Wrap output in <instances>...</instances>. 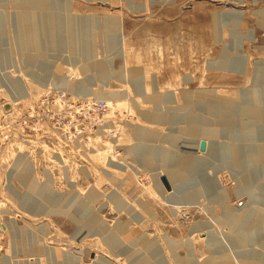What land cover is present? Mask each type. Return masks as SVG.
<instances>
[{"label":"rangeland","instance_id":"obj_1","mask_svg":"<svg viewBox=\"0 0 264 264\" xmlns=\"http://www.w3.org/2000/svg\"><path fill=\"white\" fill-rule=\"evenodd\" d=\"M53 1L0 0V78L22 77L28 92L17 99L0 83V264H243L238 250L264 264V235L242 249L227 240L231 210L259 209L264 225V174L247 178L264 170V138L236 136L246 122L264 124L242 113L254 101L241 100V91L264 95V0ZM76 27L85 34L78 40ZM88 77L86 96L56 85ZM222 102L232 104L229 127L208 109ZM207 139L228 144L229 154L200 151ZM25 160L33 169H20ZM198 162L183 195L198 193L180 201L182 181L171 172ZM206 174L221 193L208 191ZM210 232L220 246L209 247Z\"/></svg>","mask_w":264,"mask_h":264},{"label":"bare ground","instance_id":"obj_2","mask_svg":"<svg viewBox=\"0 0 264 264\" xmlns=\"http://www.w3.org/2000/svg\"><path fill=\"white\" fill-rule=\"evenodd\" d=\"M48 2H51L53 4L54 1L53 0H27L26 1L25 0L24 3L25 4H28V3H30V4H32V3L40 4V3H48ZM113 21H114L113 19L109 20L107 22V26L111 27L113 25ZM55 22H56V25L60 26L59 24L62 23L61 22V17L60 16L57 17L55 19ZM69 23L75 24L78 27L80 25H83V27H84L86 25L92 24L93 21H88V20H85V19L76 20V19L73 18V19L69 20ZM78 27H76L77 29H76L75 33H74V31H71L72 34L74 33L75 40H78L76 38H80L81 35H85V34H83V31H82L83 28L81 29V28H78ZM81 38H82V36H81ZM113 40H112V42H113ZM79 41H80V39H79ZM25 42L27 43L28 41H25ZM45 69L46 70L43 71L44 75H41L42 78H46V77L49 76V71L47 72V68H45ZM131 75H132V77L134 79H130V80L133 81V83H135L136 85H139V83H140L139 82V77L134 76L135 73H131ZM260 77H261V80H263L264 75L261 74ZM35 78L37 80H42L41 77H39L38 75H35ZM121 79H120V81H122L124 83L125 82L127 83V80H128L127 77L125 78L123 75H121ZM0 83L6 84L11 89L13 94L17 96V99H22V97L28 96V92H27V90L25 88V84H24V81H23L22 77H19L18 79L14 80L8 75L5 79H1L0 78ZM262 83H263L262 85H264V80L262 81ZM90 84H91V79L88 77L84 81H79L78 80L76 82H71L69 80L66 81L65 79L63 81L61 79V80L57 81L56 85H58V86L59 85L70 86L71 89L73 90V93H76V94H79V95L82 94L83 96H86L88 93H92ZM260 92L261 91H258L257 89L255 91H253L252 94H249L246 91H241V100L243 102L245 101V103H249V102H253L254 101V104H255V109L254 110H251L250 107L248 108L247 106H245L246 109L243 110V112H242L244 115L248 114V115L254 116V115L259 114L261 117L264 116V108L262 107V104H261V103H264V101H263L264 100V95L262 96V94ZM242 94H243V96H242ZM252 97H253V100H252ZM99 98H104L107 101L109 100L107 97H103V96H101V97L99 96ZM216 98H217L216 99L217 101H222V99L220 97L217 96ZM230 105L232 106V104L226 103V102H222L220 104L210 103L209 106H208V109H209V112L213 116L218 115L219 120H221L222 123H223V121L226 120L225 124H227V126L229 127L230 124H231V116H232V114L230 113V111L227 113V106H230ZM158 113H159L158 115H155V119L156 120H160V121L161 120L164 121L166 119L165 114L162 115L161 112H158ZM254 119H256V118H254ZM136 135L139 136L140 138H143L144 132L141 131L140 129H137ZM236 136L240 140L241 139L252 140V142L255 143L258 140L264 138V124L263 123L261 124L259 121L258 122L257 121L246 122L243 125V127H242L241 133L240 134H236ZM208 140L209 139H207V142H206L207 143V148L205 150L206 153L210 154L214 158H222V157H225L226 154H229L230 148H229L228 144H227V146L224 144V146L221 148L220 144L218 143V141H211L212 142L211 143ZM254 143H253L252 146H250V148L246 147V152H247V149L249 148L248 151H250V152H248V153H252V155H251V158H252L251 161L252 162H254V159L257 156L256 154H257V150H258V145L254 144ZM132 151L134 153H136L137 155H139V156H141L143 154L141 145H138V147L133 148ZM28 163L30 164V162L28 160H25L24 165L20 169H29V168L33 169V167L30 166ZM166 164L170 165L171 162L168 161ZM250 164H251V162L248 161L247 165L249 166ZM200 166H201V162H198L197 165H196V168L194 167L195 169L190 167V169H186L185 171H182L181 174L173 172V171H172L173 173L171 172V174H172L170 176L171 178L172 177L173 178L177 177V181H182V183H180V185L178 187H175L179 193H181L182 195L185 194L186 189H187L186 187L191 186V184L195 180L194 179V176H196L195 172L198 170L197 168L200 167ZM262 172L264 174V170L263 169L260 170V168L259 169H251V171L247 174V178H248V180H254V179L255 180H259L260 179V175L262 174ZM174 174H177V175H174ZM158 177L160 178L161 176L158 174L157 178ZM161 180H162V177H161ZM218 183L219 182H217V176L216 175L206 174V176H204L203 184H205L206 186L211 184V186H212L211 189L209 188L210 190L207 189L208 191L215 192V193H221V191H223V189H222V187H220V185ZM263 187H264V185H263ZM182 189H183V191H181ZM196 193H198V190L196 192H192V193L189 192L188 194L183 195V196H181L180 198H177V199L180 200V201H182V200L192 201V199L195 198V195H197ZM261 196H264V188L261 190L260 197ZM254 199H257V197H254ZM261 214L262 213H260L259 209H257V210L253 209L252 211H250V212H248L246 214H242V215H238V213L235 210H233V211L231 210L229 212L228 219H229V221H230V223L232 225V231H231V233L228 234L227 240H229V242L232 244V245H230L231 248L232 247H236V248H241L242 249L245 246H251L252 243L256 242V240H258L259 238L263 237V235H264V225H260V221L258 220L259 217H256V216H260ZM92 217H94V220L97 219L96 216H92ZM207 235H208V233H207ZM208 237H209V242H210V246L209 247L220 246L219 245L220 244L219 239L214 237L213 234H211V232L209 233ZM109 243L111 245H113V246H118L119 245V239L112 240ZM150 245H151V247L149 246V248L152 249L153 252L159 253V251H158L159 248L158 247L156 248V245H153V244H150ZM189 250H190L189 256H190L191 260L194 261L195 258L193 256L192 245L189 246ZM252 252H253V250H246V251H243V252H239V250H238L237 253H239V255H240L241 262L244 261L243 264H255L256 260L255 259L252 260L250 258V255H254L255 256L257 254L252 253ZM69 260H71V259H69ZM163 261H165V260L163 259L161 262H163ZM222 262H224L225 264H231V261L228 259V257H227V259H225ZM95 263L96 264H110L104 258H99V261L95 262ZM70 264H73L72 260H71Z\"/></svg>","mask_w":264,"mask_h":264},{"label":"built area","instance_id":"obj_3","mask_svg":"<svg viewBox=\"0 0 264 264\" xmlns=\"http://www.w3.org/2000/svg\"><path fill=\"white\" fill-rule=\"evenodd\" d=\"M62 96H64V94H62ZM61 96V97H62ZM46 99L45 100H43V101H46V103H48V105L50 104V102H49V100H52V101H55L56 99H50L49 97H45ZM43 101H42V103H43ZM41 103V104H42ZM80 103V102H79ZM79 103H76L75 102V104H76V106L79 104ZM97 103L99 104V107H102V110L103 109H105L106 108V103L105 102H103V101H97ZM43 105V104H42ZM61 110H63V109H61ZM60 110V111H61ZM43 116H44V118H43V120L44 121H48L47 119H46V116H45V114H43ZM61 116H64V115H61ZM63 118H61V121L63 122ZM49 122V121H48Z\"/></svg>","mask_w":264,"mask_h":264},{"label":"water","instance_id":"obj_4","mask_svg":"<svg viewBox=\"0 0 264 264\" xmlns=\"http://www.w3.org/2000/svg\"><path fill=\"white\" fill-rule=\"evenodd\" d=\"M206 148H207V143H206L205 141H202V142L200 143V151H205ZM162 181L164 182L165 186H166L168 189L171 188V187H170V184H169V182H168V180H167L166 177H162Z\"/></svg>","mask_w":264,"mask_h":264}]
</instances>
